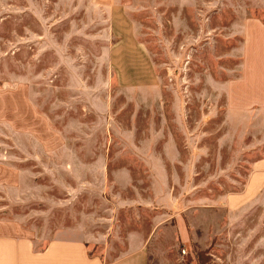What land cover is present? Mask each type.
I'll return each mask as SVG.
<instances>
[{
	"label": "rangeland",
	"instance_id": "374dc122",
	"mask_svg": "<svg viewBox=\"0 0 264 264\" xmlns=\"http://www.w3.org/2000/svg\"><path fill=\"white\" fill-rule=\"evenodd\" d=\"M249 19L264 0H0V234L111 261L159 225L150 264H264L260 208L221 205L264 157Z\"/></svg>",
	"mask_w": 264,
	"mask_h": 264
},
{
	"label": "crops",
	"instance_id": "0c3cea01",
	"mask_svg": "<svg viewBox=\"0 0 264 264\" xmlns=\"http://www.w3.org/2000/svg\"><path fill=\"white\" fill-rule=\"evenodd\" d=\"M246 26L247 48L254 49L253 56L263 63L264 56L258 55L261 39L264 40V29L259 28L262 24L257 20L249 19ZM256 72L258 76L264 74L261 67ZM257 84L260 85V82ZM252 99H254L253 101L257 100ZM258 103L264 104V101H258ZM221 205L226 209L225 225L229 220L248 219L252 215L251 211L260 208L262 213L256 220L261 221L264 228V157L251 164L241 189L237 193L222 196ZM158 227L159 225L154 226L144 235L137 232L126 233L123 238L124 250L111 261L90 255L88 241L84 238H54L37 248L34 238L30 235L0 234V264H150V245L153 237L158 233ZM257 227L253 225L247 233L249 243L246 248L250 252H259L261 249L264 252V229L262 235L258 237ZM176 228L180 241L184 245L190 240L187 229L183 224H177ZM222 232L227 236L229 231L222 230ZM255 261H250L248 264H254ZM222 263L224 264V262Z\"/></svg>",
	"mask_w": 264,
	"mask_h": 264
}]
</instances>
